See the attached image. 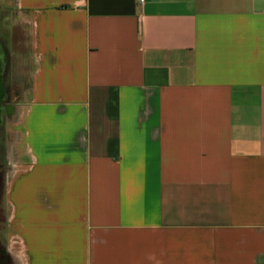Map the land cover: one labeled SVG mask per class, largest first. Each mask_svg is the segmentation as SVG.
Here are the masks:
<instances>
[{"label":"crops","instance_id":"obj_1","mask_svg":"<svg viewBox=\"0 0 264 264\" xmlns=\"http://www.w3.org/2000/svg\"><path fill=\"white\" fill-rule=\"evenodd\" d=\"M3 264H264V0H13Z\"/></svg>","mask_w":264,"mask_h":264},{"label":"rangeland","instance_id":"obj_2","mask_svg":"<svg viewBox=\"0 0 264 264\" xmlns=\"http://www.w3.org/2000/svg\"><path fill=\"white\" fill-rule=\"evenodd\" d=\"M0 39L11 62L7 79L10 81L12 74L19 91L16 100L22 97L21 92L27 88L31 59L28 26L19 17L13 0H0Z\"/></svg>","mask_w":264,"mask_h":264},{"label":"flooded vegetation","instance_id":"obj_3","mask_svg":"<svg viewBox=\"0 0 264 264\" xmlns=\"http://www.w3.org/2000/svg\"><path fill=\"white\" fill-rule=\"evenodd\" d=\"M10 63L9 56L5 51V46L0 39V154L3 140V125L7 121V113L12 109V103L19 93L12 74L10 75V81L7 79ZM2 180L3 175H1L0 172V189Z\"/></svg>","mask_w":264,"mask_h":264},{"label":"trees","instance_id":"obj_4","mask_svg":"<svg viewBox=\"0 0 264 264\" xmlns=\"http://www.w3.org/2000/svg\"><path fill=\"white\" fill-rule=\"evenodd\" d=\"M4 251H3V248L0 247V264H3L4 263Z\"/></svg>","mask_w":264,"mask_h":264},{"label":"built area","instance_id":"obj_5","mask_svg":"<svg viewBox=\"0 0 264 264\" xmlns=\"http://www.w3.org/2000/svg\"><path fill=\"white\" fill-rule=\"evenodd\" d=\"M137 1V3H139V4H142L143 3V0H136Z\"/></svg>","mask_w":264,"mask_h":264}]
</instances>
